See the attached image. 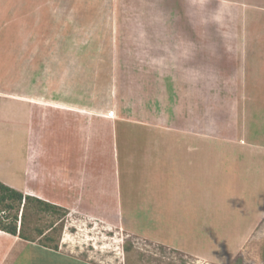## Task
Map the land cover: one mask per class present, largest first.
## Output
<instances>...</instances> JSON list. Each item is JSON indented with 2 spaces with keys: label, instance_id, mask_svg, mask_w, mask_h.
Returning <instances> with one entry per match:
<instances>
[{
  "label": "rangeland",
  "instance_id": "rangeland-1",
  "mask_svg": "<svg viewBox=\"0 0 264 264\" xmlns=\"http://www.w3.org/2000/svg\"><path fill=\"white\" fill-rule=\"evenodd\" d=\"M73 1L69 7L75 11V25L61 32V37L68 39L63 47L65 54L53 64L60 72V96L54 98L68 100L75 107L74 117L62 115L59 126L61 120L70 124L73 121L74 126L69 134L59 128L50 138L45 133L48 137L43 140L44 146L48 140L52 142L55 156L52 164L47 160L43 167L68 172L71 179L68 184L61 180L64 193L55 191L62 192L57 199L68 212L55 225L56 229L63 226L59 242L62 251L46 247L39 250L24 242L9 243L14 248L7 264H196L192 255L164 244L169 239L160 238L158 226H162L166 215L169 220L178 216L185 223L189 222L187 218L194 220L190 215H205L209 208L214 219L231 222V226L246 216L231 217L228 169L205 157L202 159L208 164L199 171V178L189 180L185 179V171L192 167L176 165V160L184 158L174 156L185 152L187 144L204 153L231 151V85L242 86L244 81L243 76H231V54L227 52L231 45L221 43L218 48L223 57H212L217 48L211 51V47L207 50L186 43L185 39L197 36L196 28L181 29L178 23L180 13L184 15L189 7L187 0ZM164 8L172 9L171 13ZM214 12L199 13L201 22L195 25L203 23L204 30L217 26L210 17ZM212 32L213 27L204 31L208 36ZM46 62L45 74L49 75L51 63ZM257 80L264 85V77ZM261 99L263 102L256 104ZM245 106L248 141L262 143L256 132H264V93L249 94ZM242 120L245 125V117ZM194 127L215 135L191 142L175 135ZM219 136H224L225 142L217 140ZM6 138L1 144L6 150H19L20 144L31 143L23 135L17 134L22 138L19 141L13 135L7 134ZM162 151L172 164L162 154L165 162L154 166L150 156L154 158ZM15 162L21 165L18 157ZM168 165L173 166L172 170H182L176 179L174 171L170 180ZM15 169L1 176H13L18 185L22 184L23 174H19L18 166ZM188 172L193 174L191 177L196 175L194 169ZM197 181L199 186L203 181V189L198 191ZM54 185L51 181L41 184L40 193L52 195ZM257 188L251 187L246 197L249 202L259 201ZM260 188L264 202V189ZM183 201H201L202 206L182 207ZM173 202L178 206H172ZM183 208L186 210L182 212ZM56 217L29 210L25 233L37 236L35 228H45ZM204 227L206 231V224ZM58 234L59 230H54L50 236L56 241ZM253 237L252 244L236 255L240 264H264V217L257 223ZM209 240L211 250L217 251V238ZM5 245L1 240L0 246ZM205 247L199 250L203 252Z\"/></svg>",
  "mask_w": 264,
  "mask_h": 264
},
{
  "label": "crops",
  "instance_id": "crops-1",
  "mask_svg": "<svg viewBox=\"0 0 264 264\" xmlns=\"http://www.w3.org/2000/svg\"><path fill=\"white\" fill-rule=\"evenodd\" d=\"M187 2L189 7L186 8L184 15L180 13L178 23L181 29L196 28L197 36L194 39H185L186 43L204 48L211 47V51L217 48L216 52H212V57L224 55L218 48L222 46L221 43L231 45V48L227 50L231 54L229 57L231 76H243L244 81L242 86L236 83L231 85V95H233L231 99V138L229 136L228 141L231 143V151L204 153L203 150L187 144L185 152L174 154V156L179 154L178 156L184 158L183 161L176 160L175 164L185 166L184 169L190 165L196 170L194 177H191L193 174L188 172L192 169L185 171V177H187L185 179L189 180L199 178V171H202L204 164H208L202 158H212V163L217 166L222 164L223 168L229 170L230 175L231 217L241 214L250 216H242L244 220H240L239 217L231 226V222L220 220L221 223L214 219L210 214V208L205 215H190L194 220L187 218L189 222L185 223L178 216H173V219L169 220L166 215L162 220V226H158L160 228L158 234L160 238L169 239L166 243L164 241V244H168L170 248L192 255L196 264H238L239 260L236 259V255L249 243L252 244L255 227L264 217V202L261 199L260 188L264 189V132L260 130L256 132L262 143H249L248 136L250 135L246 125L248 109L245 106L249 94L259 96L264 93V85L257 80L264 77V0H187ZM70 3L73 5L74 1L0 0V182L18 190L25 196L29 195L57 206L63 205L57 197L66 190L64 186H61V182L67 180L66 184H68L71 179L68 172L67 174L58 173L56 172L58 169L43 167L45 161L49 160L52 164L54 161L51 159L55 158L52 152V142L48 140L44 146L43 140L47 135L48 138L54 136L58 128L69 134L74 126L73 121L70 124L68 120H61L60 126L58 121L59 118H63L62 115L74 117L75 107L72 106L74 104L71 105L68 100L60 101L57 97V99L54 98V95L60 96V72L56 64L61 61V55L65 54L63 47L67 45L68 40L66 37H61V32H68L75 25V11L73 12L69 7ZM164 9L166 12L171 13L172 11V9ZM213 10L215 11L213 14L217 13V15L212 14L210 17L218 25L210 26L213 27V32L211 36H208L204 31L210 27L204 30L203 23L195 24L201 22L199 13L206 14ZM182 18L184 21L181 20ZM216 28L220 31H215ZM241 28L242 35L240 36ZM201 51L203 52L204 49ZM46 61L51 63L50 76L45 74L48 71L45 67ZM46 81L50 83L46 85ZM262 100L256 104H261ZM243 117H245V125ZM185 121L188 126L189 119ZM196 121L195 126L197 127L198 119ZM196 127L195 129H183L181 130L183 133L175 135H178L182 141L190 142L195 139H209L210 136L215 135L204 133L201 128ZM7 134L13 135L15 141L22 140V138H17V134L23 135L30 139L31 143L20 144L19 150H6L1 144L6 142ZM217 140L224 141L225 137L219 136ZM22 149L24 151H21ZM162 154L170 159L162 151L154 158L150 156L152 160L149 161H154V166L164 163ZM16 157L20 159L21 165L15 162ZM169 163L172 164L171 159ZM15 166L20 168L18 169L19 174H23V182L19 185L13 180V176L12 179L10 176L6 178L1 176V174L8 175L16 172ZM172 169L173 166L168 165L167 171H172L169 175L170 180L173 178L174 171L175 179L182 172L176 168ZM214 172L216 173L215 170ZM247 179L252 182H248ZM74 180L75 178L72 181L75 182ZM48 181L55 183L52 188L54 192L52 195H43L40 193L42 189L40 185ZM169 183L173 182L169 181ZM198 183L199 181L196 183V191L203 189V181L200 186ZM256 186L258 188L255 195L259 201L256 199L253 204L246 197H249L251 187ZM56 190L62 192L55 193ZM169 190L171 191V188ZM206 202L212 204L209 200ZM209 204L207 205L210 206ZM171 205L178 206L175 202ZM198 205L202 206L201 201L198 203L183 201L182 207ZM184 210L186 209L183 208L182 212ZM204 224H206V231ZM194 236H198V239L195 240ZM208 237L217 238L214 242L217 251L211 250L212 246L209 245ZM1 240L8 244V246H0V262L3 264L9 262L10 255L13 253L14 247H11L9 243L24 242L39 250H46L37 242L26 241L3 231H0ZM200 246H207L204 248L205 252L199 250Z\"/></svg>",
  "mask_w": 264,
  "mask_h": 264
},
{
  "label": "trees",
  "instance_id": "trees-1",
  "mask_svg": "<svg viewBox=\"0 0 264 264\" xmlns=\"http://www.w3.org/2000/svg\"><path fill=\"white\" fill-rule=\"evenodd\" d=\"M32 209H36L37 213L51 214L52 218L53 215H56L58 218L56 217V220L50 221L43 229L36 227L35 232L37 236L27 235L25 233L27 213ZM67 214V210L60 206L29 195L25 196L18 190L10 188L0 182V231L18 236L26 241L37 242L43 247L58 251L61 238L60 233H62L63 226L61 225L60 229H56L55 225ZM54 230H59L56 241L55 238L50 236V233Z\"/></svg>",
  "mask_w": 264,
  "mask_h": 264
}]
</instances>
